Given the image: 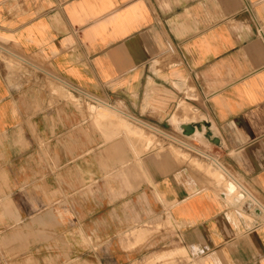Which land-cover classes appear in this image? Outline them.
Listing matches in <instances>:
<instances>
[{
    "label": "crops",
    "instance_id": "0c3cea01",
    "mask_svg": "<svg viewBox=\"0 0 264 264\" xmlns=\"http://www.w3.org/2000/svg\"><path fill=\"white\" fill-rule=\"evenodd\" d=\"M186 143L264 201V0H0V264H264Z\"/></svg>",
    "mask_w": 264,
    "mask_h": 264
},
{
    "label": "rangeland",
    "instance_id": "374dc122",
    "mask_svg": "<svg viewBox=\"0 0 264 264\" xmlns=\"http://www.w3.org/2000/svg\"><path fill=\"white\" fill-rule=\"evenodd\" d=\"M105 105H99L98 107H104ZM146 132V137L145 139L150 140V134L148 133V131ZM176 144L179 143L178 141H176ZM174 142H172L173 144ZM187 145H185L189 150V152H191L193 155L198 156V159H200L201 161L199 163L195 164L200 168L203 169L204 171H206L207 173H209V169L215 168L217 171L221 172L224 175V180H221L223 182V186L226 188V180H235L237 181V183H240L241 185H243L247 191L249 192V194L254 197L256 200L252 199L251 196L248 195V193L243 190L240 189L239 187H237V190L232 194L231 198L233 197H237L236 192H241L242 196L244 195V200H247L248 202L250 201L251 205L255 208L260 209L259 213L261 214V219L264 221V201L261 200L252 190H250L243 182H241L235 175H233L230 170L223 164L220 162V160H218V158L213 154H210L209 152H205L204 150H201L200 148H198L196 145L194 144H190V143H186ZM174 145V144H173ZM173 145H171L173 147ZM199 155H198V154ZM197 159H194V161H196ZM203 167V168H202ZM210 174V173H209ZM211 176V174H210ZM214 177V176H213ZM241 199V197H240Z\"/></svg>",
    "mask_w": 264,
    "mask_h": 264
},
{
    "label": "bare ground",
    "instance_id": "6f19581e",
    "mask_svg": "<svg viewBox=\"0 0 264 264\" xmlns=\"http://www.w3.org/2000/svg\"><path fill=\"white\" fill-rule=\"evenodd\" d=\"M97 110V109H96ZM103 110H106L105 107L103 108ZM107 112V111H106ZM222 176V175H221Z\"/></svg>",
    "mask_w": 264,
    "mask_h": 264
}]
</instances>
